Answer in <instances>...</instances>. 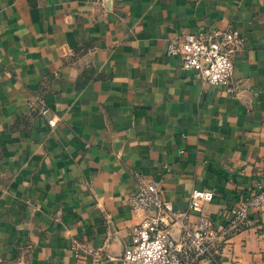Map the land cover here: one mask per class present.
I'll use <instances>...</instances> for the list:
<instances>
[{
    "label": "crops",
    "instance_id": "1",
    "mask_svg": "<svg viewBox=\"0 0 264 264\" xmlns=\"http://www.w3.org/2000/svg\"><path fill=\"white\" fill-rule=\"evenodd\" d=\"M226 28L244 41L230 92L166 54ZM151 181L180 212L210 190L214 230L264 185V0H0V264L89 263L74 243L119 258L145 216L129 196ZM253 217L216 232L222 264H264Z\"/></svg>",
    "mask_w": 264,
    "mask_h": 264
},
{
    "label": "built area",
    "instance_id": "2",
    "mask_svg": "<svg viewBox=\"0 0 264 264\" xmlns=\"http://www.w3.org/2000/svg\"><path fill=\"white\" fill-rule=\"evenodd\" d=\"M243 44V38L234 28L200 31L171 40L166 54L178 56L183 70L194 72L202 81L221 85L230 92L233 90L234 57ZM37 100L40 113L46 114L48 108L44 101L40 98ZM48 123L54 126L56 120L49 119ZM212 199L210 190L194 188L190 192L188 212H180L162 200L155 182H140L136 192L129 196L128 203L132 209L144 212L145 216L132 228L131 241L119 258L104 256L100 249L78 243H74L71 250L77 259L90 256L89 263L79 264H104L115 259L119 264H222L214 245L216 232L228 237L253 227V215L264 211V185L258 183L242 194L231 206L229 220L217 230H214L211 220L203 211V203ZM191 213L196 214L194 221L188 219ZM175 224L181 230L179 241L169 232V228Z\"/></svg>",
    "mask_w": 264,
    "mask_h": 264
}]
</instances>
